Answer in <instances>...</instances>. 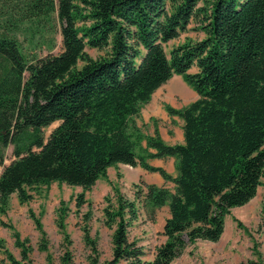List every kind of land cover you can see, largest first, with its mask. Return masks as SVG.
<instances>
[{
    "label": "trees",
    "instance_id": "obj_1",
    "mask_svg": "<svg viewBox=\"0 0 264 264\" xmlns=\"http://www.w3.org/2000/svg\"><path fill=\"white\" fill-rule=\"evenodd\" d=\"M52 18L60 52L29 61L16 32L25 24L50 28ZM193 20L204 37L166 52ZM86 49L104 55L92 59ZM173 76L197 95L181 109L166 107L182 122L183 143L132 134L140 105ZM55 122L44 140L43 129ZM143 139L145 154L138 155ZM8 146L14 160L4 166ZM164 158L175 160V176L147 162ZM117 164L173 184V191L146 185L143 194L144 205L167 206L165 241L145 261L128 238L137 201L112 190L103 209V224L112 230L111 258L99 260L84 225L88 264H171L188 245L220 239L230 210L264 186V0H0V214L12 194L24 204L51 183L89 191ZM75 204H86L84 193ZM67 211L61 203L56 220L66 241ZM13 237L21 260L0 240L3 264H30L29 248L17 232Z\"/></svg>",
    "mask_w": 264,
    "mask_h": 264
},
{
    "label": "rangeland",
    "instance_id": "obj_2",
    "mask_svg": "<svg viewBox=\"0 0 264 264\" xmlns=\"http://www.w3.org/2000/svg\"><path fill=\"white\" fill-rule=\"evenodd\" d=\"M50 25L52 27L49 28L42 22L38 29H32V25L25 24L16 32L15 37L29 61L35 57L42 58L60 52L61 38L54 18ZM203 37L193 20L185 32L165 45V51L169 52L172 47L187 40L196 41ZM85 52L92 59L104 55V51L94 49H86ZM196 99L197 95L182 78L173 76L153 93L147 104L140 105L138 114L131 119L130 132L134 135L140 134L143 138L157 135L167 145L182 144L181 120L169 116L166 107L181 109ZM58 124L59 122H55L43 129L44 140ZM12 150V146L3 150L4 166L14 160ZM145 150L143 139L136 152L143 155ZM147 162L151 166L161 167L171 176L176 175L173 158L151 159ZM1 170L2 168L0 172ZM262 183L264 185V181ZM146 185H156L173 191V184L164 182L157 173H148L138 166L117 164L110 167L106 177L99 179L86 192L81 188L51 183L47 187H39L33 193L31 201L24 204L19 203L16 194H12L6 213L0 214V240L4 250L15 259L21 260L20 249L15 246L13 237L15 231L29 248L30 264H64L67 253L69 264H88L90 251L83 241L82 232L85 225L89 236L96 242L99 260L110 259L112 230L103 224V209L106 205L104 199L107 196L112 198V190H117L125 199L137 201L138 219L129 228L128 238L142 249L143 259L151 261L156 249L165 241L162 231L168 209L167 206L153 209L144 205ZM80 193H84L86 204L77 209L75 199ZM61 203L68 210L64 220L68 242L56 225ZM30 214L39 220L43 234L36 228ZM87 214L89 219L86 220ZM6 225L12 226L13 231ZM3 263L4 256L0 253V264ZM171 264H264V186L257 189L256 196L247 204L230 210L224 220V232L217 242L196 241L188 245Z\"/></svg>",
    "mask_w": 264,
    "mask_h": 264
},
{
    "label": "crops",
    "instance_id": "obj_3",
    "mask_svg": "<svg viewBox=\"0 0 264 264\" xmlns=\"http://www.w3.org/2000/svg\"><path fill=\"white\" fill-rule=\"evenodd\" d=\"M182 123V122H181ZM182 126V125H181ZM157 160H162V159H157ZM154 167V166H153ZM159 168H161V167H159ZM147 172V171H146ZM149 173V172H148Z\"/></svg>",
    "mask_w": 264,
    "mask_h": 264
}]
</instances>
